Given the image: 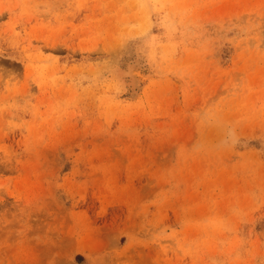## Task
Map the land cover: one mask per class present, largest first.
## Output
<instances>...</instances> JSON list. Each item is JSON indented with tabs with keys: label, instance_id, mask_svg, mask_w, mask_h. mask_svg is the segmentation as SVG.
Listing matches in <instances>:
<instances>
[{
	"label": "rangeland",
	"instance_id": "rangeland-1",
	"mask_svg": "<svg viewBox=\"0 0 264 264\" xmlns=\"http://www.w3.org/2000/svg\"><path fill=\"white\" fill-rule=\"evenodd\" d=\"M0 264H264V0H0Z\"/></svg>",
	"mask_w": 264,
	"mask_h": 264
},
{
	"label": "bare ground",
	"instance_id": "bare-ground-1",
	"mask_svg": "<svg viewBox=\"0 0 264 264\" xmlns=\"http://www.w3.org/2000/svg\"><path fill=\"white\" fill-rule=\"evenodd\" d=\"M131 66H132V65H131ZM127 68H128V66H127ZM129 68H130V66H129ZM134 68H135V67H134ZM127 72H128V71H127ZM127 72H126V73H127ZM132 73H134V72H132ZM119 74H121V73H119ZM124 75H126V74L124 73ZM124 75H123V76H124ZM123 76H122V77H123ZM126 76H127V75H126ZM127 86H128V85H127Z\"/></svg>",
	"mask_w": 264,
	"mask_h": 264
}]
</instances>
